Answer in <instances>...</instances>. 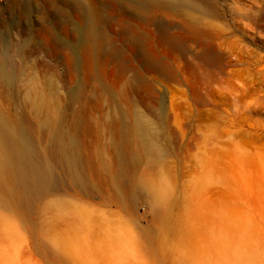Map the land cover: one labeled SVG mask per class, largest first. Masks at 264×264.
I'll use <instances>...</instances> for the list:
<instances>
[{"label": "rangeland", "instance_id": "rangeland-1", "mask_svg": "<svg viewBox=\"0 0 264 264\" xmlns=\"http://www.w3.org/2000/svg\"><path fill=\"white\" fill-rule=\"evenodd\" d=\"M63 1L0 0V64L14 71L9 82L0 75V111L50 153L26 95L34 81L51 82L64 129L81 103L93 115L96 133L83 143L109 167L118 114L108 96L131 115L118 121L139 112L161 153L147 156L132 138L126 176L153 187L156 207L146 194L112 201L106 167L81 187L51 155L57 181L28 210L0 186V264H264V0L146 15L92 0L100 39L88 48L77 34L83 14ZM61 200L81 209L77 226L53 207Z\"/></svg>", "mask_w": 264, "mask_h": 264}, {"label": "bare ground", "instance_id": "bare-ground-1", "mask_svg": "<svg viewBox=\"0 0 264 264\" xmlns=\"http://www.w3.org/2000/svg\"><path fill=\"white\" fill-rule=\"evenodd\" d=\"M64 1L65 4L70 3L75 10L80 11L85 18L84 26L77 29L81 41L79 45L88 48L96 44L100 39V32L97 25V9L92 0ZM114 1L123 8H133L137 15H146L150 10L161 5L171 8L200 7L197 0ZM7 60L4 58L0 64L1 79L5 82H9L14 77V71H10L11 67L9 68ZM101 91L111 95L108 88ZM26 96L43 118L39 129L44 130L49 137L52 148L50 153L39 149L36 130L23 126L19 121L11 119L0 111V186L6 188L18 208L28 210L52 190L57 181V173L51 162V155L57 156L66 165L74 181L81 187L84 186L86 177H97L106 167L110 182L117 190L112 196V201L122 204L128 197L137 199L141 194H146L151 207L156 205V195L149 183L126 176L127 168L134 158L130 145L132 138L147 156L154 158L161 153L156 145L155 132L148 120L139 112H135L132 122L118 121V118L130 119L131 115L121 110L119 105L114 103L112 96H108L114 105V111H117L115 114H118L117 119L114 115L109 119L110 127L114 131L113 135L111 132V138L113 137L112 155L115 161L114 166L109 167L101 161L100 150L96 144L83 143L85 135L96 133L97 124L93 115L84 109L81 101L79 107L71 113L69 127L66 130L62 126L64 115L61 99L51 82L40 86L37 81H34L32 90ZM79 96V92L70 94L72 101L77 97L80 99ZM53 207L69 210L66 214L68 216L72 214L76 218V226L82 220L81 209L74 204L61 200L55 202Z\"/></svg>", "mask_w": 264, "mask_h": 264}]
</instances>
